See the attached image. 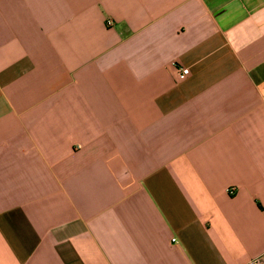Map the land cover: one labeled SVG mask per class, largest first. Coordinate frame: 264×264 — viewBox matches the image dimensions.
Here are the masks:
<instances>
[{"label": "crops", "instance_id": "1", "mask_svg": "<svg viewBox=\"0 0 264 264\" xmlns=\"http://www.w3.org/2000/svg\"><path fill=\"white\" fill-rule=\"evenodd\" d=\"M0 264H264V0H0Z\"/></svg>", "mask_w": 264, "mask_h": 264}, {"label": "built area", "instance_id": "2", "mask_svg": "<svg viewBox=\"0 0 264 264\" xmlns=\"http://www.w3.org/2000/svg\"><path fill=\"white\" fill-rule=\"evenodd\" d=\"M176 70H177V74H178V79L180 81H185L191 73L189 68L179 66V65H177ZM230 194L234 195L235 194L234 190H230Z\"/></svg>", "mask_w": 264, "mask_h": 264}]
</instances>
